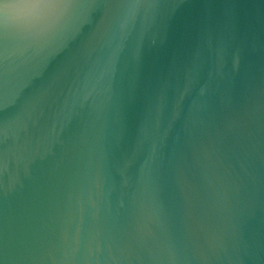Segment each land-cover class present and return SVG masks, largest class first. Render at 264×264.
<instances>
[{
	"label": "water",
	"instance_id": "1",
	"mask_svg": "<svg viewBox=\"0 0 264 264\" xmlns=\"http://www.w3.org/2000/svg\"><path fill=\"white\" fill-rule=\"evenodd\" d=\"M15 2L0 264H264V0Z\"/></svg>",
	"mask_w": 264,
	"mask_h": 264
},
{
	"label": "clouds",
	"instance_id": "2",
	"mask_svg": "<svg viewBox=\"0 0 264 264\" xmlns=\"http://www.w3.org/2000/svg\"><path fill=\"white\" fill-rule=\"evenodd\" d=\"M0 7H2L5 10V12H9L22 8L24 6L16 3L15 0H3V3L0 4Z\"/></svg>",
	"mask_w": 264,
	"mask_h": 264
}]
</instances>
